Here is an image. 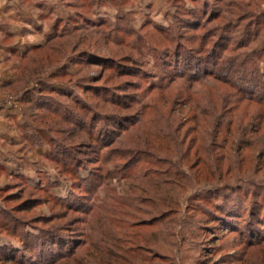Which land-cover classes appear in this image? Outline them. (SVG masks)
<instances>
[{"label": "rangeland", "instance_id": "374dc122", "mask_svg": "<svg viewBox=\"0 0 264 264\" xmlns=\"http://www.w3.org/2000/svg\"><path fill=\"white\" fill-rule=\"evenodd\" d=\"M0 57V264H264V0H0Z\"/></svg>", "mask_w": 264, "mask_h": 264}, {"label": "trees", "instance_id": "16d2710c", "mask_svg": "<svg viewBox=\"0 0 264 264\" xmlns=\"http://www.w3.org/2000/svg\"><path fill=\"white\" fill-rule=\"evenodd\" d=\"M145 157H143V160L142 159H138V158L134 159L126 167V169L128 170V172L130 173V175H132L134 173V171L141 170V169H138L137 168L139 163H141V164H144L145 163V164H148L149 166L151 165V167L148 166L147 169H145L143 172L140 171V173H139L140 175L139 176H141V178L143 177V179L148 178V181L147 182L149 183V185H153L154 186V185H159V184L161 185V184H164V183L166 184L167 181H168V179L162 181L161 180L162 175L173 176L174 178L181 177V173H179V170H177V169H175L173 167L171 160H169V163L166 162L167 160L166 161L156 160V161L159 162V164H166V163L170 164L169 169L163 171L162 169L157 168V167L152 168L153 165L156 164V162L154 160H152V159H147ZM207 158L208 157H203V159H205V160H208ZM158 177H159V179H156ZM155 187H157V189H159L158 188L159 186H155ZM157 189H154V190L157 191V192H159ZM160 201H161L162 205H164L167 208H172L173 206L179 204L178 196L175 193H173L172 191H170V190H169V192L166 193L165 196H163L162 198H160ZM155 207L158 208V204H155ZM156 208H155V210H156ZM112 210L113 211H111L110 215L115 213V208L114 209L112 208ZM83 213H85V214H87L89 216L87 218L88 220L86 221V223H95V222L101 223V222H104V221H101L100 222V220L97 218L98 213H97V211L95 209L92 210L91 208H89L87 211H85V212L83 211ZM101 218H102V220L104 219L103 217H101ZM105 221H107V219ZM153 224H155V222L154 223H150L149 225L151 226ZM137 226H141V225H137ZM117 227H118V230L124 234V230H126V229H123L122 227H119V225H117ZM126 232H127V230H126ZM100 235H104V233L103 234H100ZM111 236L113 237V240H112V244H108L109 245L108 248L107 247H104L102 245L101 246L98 245L97 246V249H95L96 256H99V259L100 260H104L105 262H107V261L110 262L109 259L111 257L112 258H116V259L120 258V256L116 252V249L117 248L118 249L120 248V246L118 245L119 244V241H118L119 239L118 240L115 239L116 238L115 237L116 235H111ZM125 236L128 237L129 235L126 234ZM135 236H136L135 239H136L137 242H139V244H140V242H143V243H146V244H149V245H152V243H154V244H158L159 243V241L157 239L151 240L150 238H147L146 235H144V234H135ZM91 239L89 238V242L91 241ZM108 240L109 239L107 238V241ZM101 242H103V239H101ZM95 243L96 242L92 241L89 244V246H95ZM91 244H93V245H91ZM31 248H33V249H29V247H28V249H26L25 253L26 254H28V253H32L33 254L34 251L36 252L37 249H35V247L31 246ZM43 250L45 251V249H43ZM58 250L55 253H54V251H50V255L53 256V257H51V259H49L48 264H54L56 262H62L63 261L62 258L63 259H67V260H69L71 262L78 261L81 264H86L87 263V262H84L86 260H84L81 257H78V255L76 253L77 249H68L67 251H64V249L63 250L60 249L59 251ZM85 250H88V249H85ZM39 253L37 251V254H39ZM26 256H28V255H26ZM46 256H47V254L44 253V255H42L41 258L42 259H45ZM107 257H109L108 260H107ZM60 260H62V261H60Z\"/></svg>", "mask_w": 264, "mask_h": 264}, {"label": "crops", "instance_id": "0c3cea01", "mask_svg": "<svg viewBox=\"0 0 264 264\" xmlns=\"http://www.w3.org/2000/svg\"><path fill=\"white\" fill-rule=\"evenodd\" d=\"M1 61H2V60H1V57H0V62H1ZM1 82H2V81H1ZM1 82H0V83H1Z\"/></svg>", "mask_w": 264, "mask_h": 264}]
</instances>
